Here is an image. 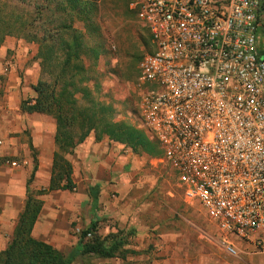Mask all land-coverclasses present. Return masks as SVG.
I'll return each instance as SVG.
<instances>
[{
    "label": "built area",
    "instance_id": "obj_1",
    "mask_svg": "<svg viewBox=\"0 0 264 264\" xmlns=\"http://www.w3.org/2000/svg\"><path fill=\"white\" fill-rule=\"evenodd\" d=\"M131 9L152 44L139 64L136 127L230 252L233 240L264 255V0H134Z\"/></svg>",
    "mask_w": 264,
    "mask_h": 264
},
{
    "label": "rangeland",
    "instance_id": "obj_2",
    "mask_svg": "<svg viewBox=\"0 0 264 264\" xmlns=\"http://www.w3.org/2000/svg\"><path fill=\"white\" fill-rule=\"evenodd\" d=\"M133 1L101 0L98 21L102 38L97 39L92 34L90 44L102 45L103 54L98 61L90 87L98 101L116 110L113 116L115 122L125 121L136 127L135 113L140 94L139 64L152 50V44L148 30L138 21L131 9ZM58 2L60 0H55V7ZM64 20V17L55 15V25ZM74 26L83 30L82 22L75 21ZM16 39L26 41L23 38ZM33 45L38 50V46ZM41 79L50 80L42 76L40 67L39 80ZM80 104L83 105V101H80ZM47 119L53 128L54 118L47 116ZM72 133L79 137L78 128L72 129ZM91 135L95 136L94 133ZM122 151L127 161L118 176H113L108 181L111 191L106 197L108 196L109 203L104 204L105 197L102 205L95 208V215H100V220L97 222L95 233L90 236L88 234L86 240L92 239L94 235L103 238L122 231L126 235L130 234L128 244L124 247L128 253L115 259L79 256L73 264H264V255L255 252L250 244L231 240L234 253L230 252L223 235L206 217L202 208L186 202L182 188L168 168L148 156L135 155L125 146ZM28 154V157L9 155L1 158L8 166L13 161L22 162L29 159L31 169L27 172V184L33 173L35 174L29 185L30 192L27 185L26 201L29 195L41 199L39 194L43 188L48 187L53 168L52 164L48 165L44 173H41L39 153L31 151ZM71 155L69 158L68 154L67 158L71 161L77 157L80 164H75V167L83 178L84 163L75 151ZM36 166L37 170L34 171ZM52 196L48 194L45 197L50 201V205ZM52 203H55V198ZM87 208L88 206L83 208L81 219L72 223L70 234L75 237L74 241H68L66 244L64 241L60 242L61 245L65 244L62 253L67 255L78 246L82 232L89 228ZM45 214H42L39 230L42 229L43 221H46ZM14 228L15 224L12 226L11 222L8 223V231L4 236H0V254L4 251L2 248H7V244L11 242ZM34 237L41 240L38 236ZM50 245L55 247L54 243Z\"/></svg>",
    "mask_w": 264,
    "mask_h": 264
},
{
    "label": "trees",
    "instance_id": "obj_3",
    "mask_svg": "<svg viewBox=\"0 0 264 264\" xmlns=\"http://www.w3.org/2000/svg\"><path fill=\"white\" fill-rule=\"evenodd\" d=\"M100 3L101 0H60L55 7V0H0V48L9 37L36 44L41 74L50 79L39 80L33 87L36 97L22 104L25 112L52 116L57 126L58 151L53 160L50 186L39 196L76 189L73 165L67 155L73 154L93 133L96 142L107 138L138 156L156 159L162 155L157 142L128 122H115L116 110L93 95L90 83L103 51L102 45L90 43L92 34L102 38L98 21ZM55 15L65 20L55 25ZM75 21L83 23V30L75 28ZM96 85L99 87L98 82ZM75 128L79 129V137L72 133ZM34 174L27 184L28 192ZM42 209L43 201L29 195L12 240L0 254V264H73L79 256L115 259L128 253L124 247L130 234L122 231L103 238L94 235L86 240L88 234L95 233L96 222L82 232L78 246L71 253H62L33 235Z\"/></svg>",
    "mask_w": 264,
    "mask_h": 264
},
{
    "label": "crops",
    "instance_id": "obj_4",
    "mask_svg": "<svg viewBox=\"0 0 264 264\" xmlns=\"http://www.w3.org/2000/svg\"><path fill=\"white\" fill-rule=\"evenodd\" d=\"M37 52L33 44L13 37L7 38L0 48V141L3 143L0 146V236H4L8 231V223L11 222L12 226L13 224L16 226L25 208L27 172L31 169L29 159L26 161L30 166L21 170L4 164L1 158L9 155L28 157V152L37 151L41 162L40 171L44 173L48 165H53L54 156L58 151L55 140L56 121L54 120L55 125L52 128L47 119L49 115L28 113L22 109L24 102L36 97L33 87L40 78ZM7 65L10 68L6 73L4 69ZM26 131L28 132L24 134L23 132ZM94 137L89 136L75 150L85 166L83 178L75 167V164H80L77 157L71 161L68 159L74 165L73 180L76 192L73 194L70 191L50 192L49 194L53 195L51 205L45 198L48 194L41 197L43 209L33 235L48 244L54 243L61 252L68 241H74L75 237L70 234L71 226L73 221L81 219L83 208L88 206L89 227L100 220V215L96 216L94 210L102 205L103 199L111 191L108 181L113 176L115 178L118 176L127 161L122 155L123 145L109 140L96 142ZM50 180L48 187L43 190L49 188ZM107 197L105 205L109 203ZM54 198L55 203H52ZM44 213L47 218L43 221L42 229L39 230ZM61 241L65 244L61 245ZM3 249L5 251L7 248Z\"/></svg>",
    "mask_w": 264,
    "mask_h": 264
}]
</instances>
